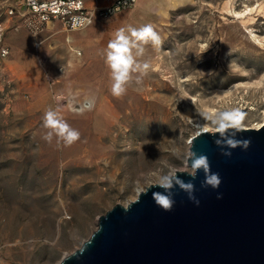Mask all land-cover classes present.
<instances>
[{
	"label": "rangeland",
	"instance_id": "rangeland-1",
	"mask_svg": "<svg viewBox=\"0 0 264 264\" xmlns=\"http://www.w3.org/2000/svg\"><path fill=\"white\" fill-rule=\"evenodd\" d=\"M84 1L98 12L115 0ZM147 23L162 48L149 45V74L113 97L125 105L116 103L115 115L130 117L113 132L116 145L105 144L108 153L95 159L107 169L92 179V165H65L55 140L39 147L43 113L56 107L58 93L78 94L79 102L109 91L103 50L117 29ZM33 67L36 80L27 76ZM221 67L240 78L217 74ZM234 107L246 114L245 129L264 123V0H137L82 29L41 24L22 0H0V264H59L90 238L100 216L135 198L145 174L181 164L172 150L186 153L197 125L209 128L204 114ZM96 111L84 117L65 104L64 118L81 133L71 153Z\"/></svg>",
	"mask_w": 264,
	"mask_h": 264
},
{
	"label": "water",
	"instance_id": "water-1",
	"mask_svg": "<svg viewBox=\"0 0 264 264\" xmlns=\"http://www.w3.org/2000/svg\"><path fill=\"white\" fill-rule=\"evenodd\" d=\"M197 133L191 150L219 173L217 189L201 188L203 172L194 180L178 173L195 185L198 206L175 188V204L164 211L152 199L163 190L154 187L128 211L117 204L100 216L101 230L59 264H264V125L243 128L236 139L251 144L231 156L221 154L213 132Z\"/></svg>",
	"mask_w": 264,
	"mask_h": 264
},
{
	"label": "clouds",
	"instance_id": "clouds-1",
	"mask_svg": "<svg viewBox=\"0 0 264 264\" xmlns=\"http://www.w3.org/2000/svg\"><path fill=\"white\" fill-rule=\"evenodd\" d=\"M149 45L155 52H159L163 45V40L152 23L140 26L126 25L114 32L113 38L109 40L107 47L102 52L104 63L109 70V90L113 97L125 96L130 86L141 85L143 79L149 74L151 63L149 59H145ZM77 96L78 94H73L70 91L67 94L58 93L53 97L56 107H48L43 113L41 127L44 129V133L41 138L49 144L55 140L58 149L70 147L81 140L79 130L73 128L63 116L65 104L67 109L76 115H83L95 108L96 98L94 95H85L79 102ZM245 117L246 114L235 107L212 114H204L209 129L216 136L214 143L221 149L222 155L231 156V149L240 147L242 150H246L250 146V139H236L237 134L243 131ZM202 126V124L197 125V127ZM189 145L186 153H182L176 148L172 150L173 155L181 161L180 165H168L166 169L154 170L145 174L142 180H138L132 194L135 198L126 200L122 204V208L128 211L132 204L139 202L141 195H146L154 187L163 190L152 192V199L164 211H171L175 204L173 192L175 188L186 193L188 199L198 206L200 202L194 195L196 189L191 182L196 178L198 172L204 174L201 188L217 189L221 184L219 173L211 171V165L206 155L197 154L191 150V141ZM178 173L186 174L191 180L185 182L177 175ZM221 198L222 195L218 194L217 199ZM100 230V226H97L95 233Z\"/></svg>",
	"mask_w": 264,
	"mask_h": 264
},
{
	"label": "bare ground",
	"instance_id": "bare-ground-1",
	"mask_svg": "<svg viewBox=\"0 0 264 264\" xmlns=\"http://www.w3.org/2000/svg\"><path fill=\"white\" fill-rule=\"evenodd\" d=\"M126 15L127 13H123L120 15L121 16L120 23H122L124 16ZM20 44L22 46H26V43L23 41H21ZM33 68L34 69H31L29 73H27V76L31 77V80H36L37 78H39L40 72L38 68H35V67ZM71 69L72 67L70 63L68 70H71ZM220 73H225L227 75V73L222 67L220 70H218L217 74H220ZM227 77L229 79L240 78V76H236V75H233V76L227 75ZM248 77H251V75ZM65 89L66 90L73 89V85L67 84L65 86ZM105 92L106 90L103 89L102 91L103 95L97 97L96 99V105H95L94 110H97L96 111L97 113L95 117H88L86 119L88 121V132H87L88 135L84 138L85 139L84 142L78 145L74 149L73 153H71V149H69L68 147H63V153H62V159L66 160V163H65L66 166L70 164L84 165V166L92 165V167L89 170H93L91 173V177L92 179H96V180H98V178L104 174L103 172L106 171L107 167L105 165H102V166L100 165V167L95 165V159L96 158L99 159L108 153V151L107 152L102 151L105 144L109 143L110 146H113V147L116 145L118 133L113 135V132H118L119 125L123 126L122 124L128 121V117H130L128 114H125L123 118L116 116L115 115L116 103L118 104L119 107L121 106L122 108H124L125 105L116 101V99L113 98V96L111 95L110 90L107 91L106 93ZM90 95H93V94H90ZM129 108H132V106H129ZM131 113L132 112H130L129 114L131 115ZM88 115H89V112H86L84 114V117ZM263 124L257 125L255 129H259L260 127L263 126ZM199 129L200 130H198V132H202V131L212 132L207 127H199ZM44 145H45L44 140L40 139L39 147L40 148L44 147ZM96 146H101L102 147L101 150H97ZM109 159H112V158H109Z\"/></svg>",
	"mask_w": 264,
	"mask_h": 264
},
{
	"label": "built area",
	"instance_id": "built-area-1",
	"mask_svg": "<svg viewBox=\"0 0 264 264\" xmlns=\"http://www.w3.org/2000/svg\"><path fill=\"white\" fill-rule=\"evenodd\" d=\"M28 10L45 24L51 20H58L70 29H82L89 26L92 20L99 15L108 17L116 12L133 6L137 0H115L113 4L102 11L89 12L84 0H22ZM8 51L2 50V56Z\"/></svg>",
	"mask_w": 264,
	"mask_h": 264
}]
</instances>
